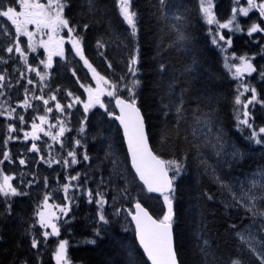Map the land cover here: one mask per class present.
<instances>
[{
	"label": "trees",
	"instance_id": "16d2710c",
	"mask_svg": "<svg viewBox=\"0 0 264 264\" xmlns=\"http://www.w3.org/2000/svg\"><path fill=\"white\" fill-rule=\"evenodd\" d=\"M69 3L71 7L66 9L65 14L70 23L77 26L79 35L83 36L85 56L101 75L114 81L124 75L127 72L128 56L136 43L139 44L141 63L138 78L142 84L138 89V105L145 116L151 146L165 160L180 159L187 154L186 170L175 181L173 228L180 264H228L238 254L249 264L236 232L247 234V231H251L256 239L264 238V232L259 231L264 225V217H253L244 208L236 206L232 193L235 192L239 197L249 191L252 174L264 166V146L247 139L248 136L236 127L233 103L236 81L225 68L220 50L212 43L209 27L199 11V0H166L164 5L159 0H132V7L137 12L138 33L135 41L119 13L117 0H69ZM230 9L231 0H218L216 10L219 19H226ZM175 16L181 19H174ZM0 20L5 22L10 32H14L6 18ZM259 20V13L254 11L243 18L241 24L246 29L253 21ZM85 24L89 25L86 30L83 28ZM177 27L188 37L182 46L176 44ZM12 39V36L0 31V56L9 59V63L5 64L9 70L18 56L13 53L10 57L3 49L12 43ZM97 40L105 41V47L97 48ZM232 41L231 50L238 54L257 53L254 58L257 71L249 76L248 82L257 89L259 98L264 100V77L260 75L264 72V51L260 47L262 40L256 43L246 33H237ZM100 52L104 55L101 56ZM109 62L111 68L108 67ZM161 63L167 66L164 73L158 70ZM73 69L81 83L94 84L83 61L72 46L67 44L64 58L56 57L50 70L44 96L47 97L59 88L57 99L63 104L70 100L66 90L84 98L85 92L72 75ZM16 76L20 78V75ZM25 82V79L20 78V82L16 83L20 85L16 92L23 88ZM169 84L172 85L170 94ZM25 86L30 89L27 83ZM9 94L12 96L8 103L12 106L16 93L12 90ZM119 94L127 98L126 91L121 90ZM181 96L184 112L183 119L177 124L174 105ZM23 98L21 94L20 101ZM0 102H3L1 97ZM105 105L109 111L116 112L112 98H106ZM164 105H169V108L166 109ZM256 107L253 110L255 121L262 126L264 105L257 104ZM67 111L71 112V116L67 117V127L72 131L67 132L63 138L64 153L72 146L74 138H78L77 130L85 115L80 104ZM28 115L33 116V110H28ZM86 115L88 119L84 143L92 160L81 161L67 170L61 164L47 168L48 165L38 163L37 160L38 165H44L46 172L58 168L60 179L46 188L44 185L41 188L40 181L28 185V181L34 177V168L28 164L20 165L19 157L24 156L32 164L31 155L35 152L28 151L31 142L16 139L5 146L3 141L8 136V120L0 117V159L4 151H9L14 160L12 163L5 161L0 167L5 172L17 175L16 185L26 193L11 198V213L5 210L4 200L0 198V264H20L23 260H27L28 264H55L52 254L59 239L69 241L68 254L72 264H150L137 242L128 210L139 200L154 216L162 218L165 212L163 199L147 192L138 180L117 121L99 106L92 108ZM197 117L201 121L199 124L196 123ZM209 117L212 136L219 131L225 141V155L220 157L215 155L216 150L205 139L208 127H205L203 121ZM194 129L197 130L195 136ZM212 136H208L207 140H211ZM196 145L200 146L199 149ZM234 150L241 155L233 158ZM108 152L111 155L106 158ZM44 153L47 151L44 150ZM201 159H205L210 166L207 171L200 164ZM212 169H215V176H219L225 185L231 187V191L215 180ZM77 172L82 174L79 181L81 184L84 182V174H87L86 187L89 188L95 189L103 179L101 189L106 192L109 200L105 206L109 223L99 225L102 230L96 236L93 229L98 227L97 206L87 203L86 197L78 193L72 212L64 218L68 223H61L60 236L50 237L44 242L40 235L42 231L36 224L32 233L41 238V244L38 249H32L30 234L26 230L35 224L37 205L46 192L61 194L60 187L66 182V176ZM52 187L58 188L52 190ZM125 188L128 190L127 197L120 194V190ZM35 189H39L37 196L32 193ZM205 193L213 199L209 200ZM249 194L260 196L261 189H252ZM113 197L116 198L115 203ZM262 205L264 201L258 200L257 208L264 211ZM116 208L121 209L119 215H113ZM232 225H236V228L233 229ZM90 240L96 242L88 243ZM204 241L208 242L207 245ZM205 247L211 254L207 259L201 251Z\"/></svg>",
	"mask_w": 264,
	"mask_h": 264
},
{
	"label": "snow or ice",
	"instance_id": "6c2138e0",
	"mask_svg": "<svg viewBox=\"0 0 264 264\" xmlns=\"http://www.w3.org/2000/svg\"><path fill=\"white\" fill-rule=\"evenodd\" d=\"M161 5L166 3V0H159ZM235 4H239L240 0H233ZM119 6V13L123 18V21L130 28V36L135 41L138 33L137 27V12L132 7V0H117ZM246 7H233L231 9V15L225 22H220L217 19L214 11V0H199V11L202 13V17L207 25H216V31L213 33L209 28V33L212 35V43L217 47H221L224 51L227 48L223 47L227 45L231 47L233 41L231 36L226 37L221 29H228L232 33L244 32V28L241 26L238 16L242 14L243 17H248L249 13L253 10H257L259 13V22L253 21L247 28V35L251 37L254 33H264V27L261 26L264 23V0H246ZM69 0H0V18H6V21L10 22L14 28V32H10L9 28L5 26V22L0 20V31L4 35L12 36V43L9 44L3 51L11 57V54H18L19 59L25 65V71L20 72V78L25 79L27 85H33L36 82L29 78L26 73H35L39 78L40 95H35L34 91L25 86L24 98L19 101L16 107L11 106L7 100L0 102V117H6L10 120H18L21 125L27 123L23 114L17 113V108H22L27 111L33 107L32 101H42L43 103V115H36L31 121V130L24 131L23 128V140L28 141L31 139L32 144L28 149L29 152L40 153L41 149L37 145L36 141L41 139L40 134L50 137L53 142L59 144L61 149L65 148L64 137L67 132L72 129L67 127V117L71 116V112L67 111L72 109L76 104H82L84 110V117L80 121V127L78 131V138H74L72 146L66 150V155L61 159H57L52 154V145H48L47 157L43 154L39 156V162H43L52 167L53 164H61L65 170L77 165L81 161L90 162L92 157L88 154L87 146L84 143L85 131L87 127V113L97 105L104 108L109 116H114V113L108 110L102 97H114L116 107L119 109V115L115 116V119L119 121L123 127V135L127 141L128 153L131 157V165L135 171L139 181L145 186L147 192L158 193L163 198V203L166 205V211L162 218H154L147 208H145L139 200H136L132 209L128 210V214L135 222V232L138 238L139 245L143 248L148 260L151 264H180L177 258V252L174 246L173 240V224H174V199H175V181L186 170L185 161L187 154L180 159L165 160L156 154L149 146V133L146 128L145 116L138 106V89L140 88L142 81L138 78L140 72L141 53L139 44L136 43L132 49L131 54L127 59V72L120 76L117 80H110L93 66L89 59L85 56L83 36L77 32V26L70 23L69 18L66 16V9L70 8ZM174 19H181L180 16H175ZM29 26H33L31 29ZM89 25H83L86 30ZM67 30V39L72 45V49L76 55L83 61V65L91 73L92 79L95 82L93 87L91 84H84L80 82V78L76 74V70H72V75L76 77V81L84 92L87 94V99L82 100L80 96L75 95L72 91L66 90V96L70 98L67 104H62L57 99V92L60 89H56L54 92H50L47 98L44 96V89L48 87L45 83L50 77L49 70L53 65V57L59 56L61 58L65 55V37L61 33ZM177 39L176 44L182 46V42L186 41L188 37L176 28ZM47 36V39H43ZM21 37L27 38V43L22 44ZM38 37H40L38 39ZM223 42V43H221ZM106 42L103 40H97V48L102 49L105 47ZM38 48H43L46 52V59L39 61V64L33 66L29 63V53H35ZM103 56L104 53L100 52ZM235 57V53H233ZM239 63H229L228 58L225 57V68L231 72L233 78L240 80L236 95L234 97V112L235 119L237 121L236 127L238 130L247 128L250 131V135L247 139L253 141L257 145H264V126L255 127L252 122V114L249 111V107L256 103L264 105V100L259 98L255 87H251L249 84L243 81L245 74L251 75L256 72V67L252 64L250 57L247 55H241L236 57ZM8 60L4 56H0V64H7ZM39 65H43V71L40 70ZM108 67L112 65L109 62ZM234 69V71H233ZM160 73L167 71V66L161 63L158 68ZM188 71V69H186ZM260 75L264 77V72ZM20 81L17 80V83ZM12 84L10 78L7 76V69L0 70V97L5 96V89L11 88ZM172 85L169 84V93H171ZM127 92V98L122 97L120 91ZM251 93L250 97L245 98L246 93ZM31 97V98H30ZM163 99V98H162ZM50 102H54L50 106ZM183 97L179 99V102L174 105L177 113V121L179 124L183 119ZM167 109L169 105H164ZM58 112L60 115L51 117L55 120V123L50 122V114L53 111ZM167 115V112L165 113ZM39 121V122H37ZM196 123H201L200 118L197 117ZM205 127H208V133L205 135L207 144L214 148L215 155L220 157L225 155V141L223 134L217 131L215 136H212V129L209 127L211 120L205 118L203 121ZM55 129V131H53ZM8 136L3 141L6 146L9 141L13 139H19L12 133L17 131V128L13 123L7 125ZM197 130H193V135H196ZM179 134V133H177ZM208 136H212L211 140H207ZM199 149V145H196ZM83 149V151H79ZM106 158L111 155L110 152L106 153ZM241 155L238 151H233L232 156ZM2 159H0V165H3L5 161L13 162L9 151L2 153ZM27 161L23 158L19 159L20 165H25ZM115 164V161H113ZM200 164L205 167L207 171L210 166L205 159L200 160ZM214 178L217 182L221 183L222 187H227L231 191V187L225 185L220 180L219 176H215V169H212ZM171 173V175H170ZM35 175V174H33ZM81 173L77 172L75 175L66 176V182L61 185L60 190L63 192L62 204L49 203L52 199V193L46 192L43 196V200L34 213L36 221L34 225H31L26 231L30 234V244L32 249H38L41 240L32 233V229L36 224L40 226L43 231L40 235L43 237V241L47 242L50 237H59L61 234V223L67 224L68 220L64 219L72 212L73 207L77 201V194H83L86 197V202L89 204H95L97 206L96 211V223L98 227L93 229L96 236L101 233V227L99 225H107L109 220L105 214V206L109 204L107 194L101 189V185L104 184L101 179L100 184L95 189L86 187L88 183L87 174H84L83 184L79 183L81 180ZM261 175H264L262 173ZM15 179L14 175H9L4 172V169L0 167V198H3L5 203V210L11 213L12 204L11 198L21 195H26L25 192L20 191L18 186L13 184ZM23 183V181H21ZM33 181H28L30 186ZM45 187L48 186L47 177L44 178ZM259 187L261 189V195H250L252 189ZM120 194L127 197V188L120 190ZM209 200L213 197L207 193ZM233 200L236 206L242 207L246 212L251 213L253 217H264V211L257 208V201H264V183L257 181L255 178L251 181V186L248 192H244L241 196L237 197L236 193H232ZM116 198L113 197V203ZM264 207V205H262ZM121 209L116 208L113 215H119ZM74 218V217H73ZM233 229L236 225L231 226ZM260 232H264V225L259 229ZM236 236L240 241L241 250L246 252L248 256L249 264H264V238L257 240L256 236L247 231V234L242 231H237ZM95 240H90L88 243H95ZM207 241L204 244L207 245ZM205 259L211 254L207 248H201ZM69 241L66 239H60L53 252L55 264H72L69 258ZM20 264H28L27 260L20 261ZM228 264H246L245 260L238 254L233 256Z\"/></svg>",
	"mask_w": 264,
	"mask_h": 264
},
{
	"label": "rangeland",
	"instance_id": "374dc122",
	"mask_svg": "<svg viewBox=\"0 0 264 264\" xmlns=\"http://www.w3.org/2000/svg\"><path fill=\"white\" fill-rule=\"evenodd\" d=\"M41 2H44V0H41ZM217 2H218V0H214V5H215V7H214V11H215V13H216V16H217V19L220 21V22H225L226 20H228L229 18H230V15H231V9L233 8V7H237V8H239V7H246L247 6V3H244V2H240L239 4H235L234 2H233V0H232V4H231V9H230V13H229V15L227 16V18L226 19H224V20H221V19H219V17H218V14H217V10H216V5H217ZM254 11H256V12H258L257 10H253V11H251L250 13H249V15L252 13V12H254ZM201 15H202V13H201ZM243 18H246V17H243L242 16V14H240L239 16H238V19H239V21H240V24H241V21H242V19ZM241 26H242V24H241ZM261 26L262 27H264V25H262L261 24ZM30 27V29L33 27V26H29ZM208 27L209 28H211L212 29V32L214 33L215 31H216V25H211V26H209L208 25ZM243 27V26H242ZM248 28V27H247ZM247 28L246 29H244V32H237L238 34L239 33H246L247 34ZM220 31H222L223 32V34L226 36V37H228V36H231V38L233 39V36H234V34H237V33H232V32H230L228 29H221ZM61 35H63L64 37H65V44H64V48L66 49V45L67 44H70L71 45V43L68 41V39H67V30H64L62 33H61ZM210 36H211V39H212V35L210 34ZM252 38H253V40H254V42H256V43H258L259 41H261V44H260V47H262V49H263V51H264V33H254L252 36H251ZM23 38H24V40H23ZM40 37H38V39H39ZM43 39H47V36H44L43 37ZM21 42H22V44H25L26 45V43H27V38L26 37H21ZM221 43H223V42H221ZM72 46V45H71ZM216 46V45H215ZM217 47V46H216ZM223 47H225V48H227V51H224L221 47H217V49L218 50H220V52H221V55H222V58H223V63H224V66H225V57H227L228 58V62L231 64V63H239V60L238 59H236V57H239V56H241V55H247L248 57H250V58H252L251 59V62H252V64L256 67V65H255V61H254V58L257 56V53H255V54H238V53H236V52H234V51H232L231 50V48H232V45H231V47H228L227 45H224ZM233 53H235V57L233 56ZM17 56H18V54H16ZM56 57H59V56H54L53 57V65H54V61L56 60ZM61 58V57H60ZM64 58V57H63ZM5 59H7V58H5ZM42 59H46V52H45V50L43 49V48H38L37 49V51L35 52V53H29V63H31L33 66H36V65H38L39 64V61L40 60H42ZM7 60H9V59H7ZM16 62L15 63H13L12 64V69L11 70H9V68L7 69V76L10 78V82H11V84H12V87L11 88H6L4 91H5V96H3V97H1V99H2V101H5V100H9L10 99V97L12 96H10V92L13 90L15 93H16V95H15V97H16V100L14 101V104L12 105V106H14V107H16V105H17V103L20 101V99H19V96L22 94L23 96H24V88H25V85H26V82L24 83V86H23V88L22 89H20V90H18V92H16V90L20 87V85H18V84H16L17 83V80H19L20 81V78L19 77H17L16 75H20V72L21 71H25V65L23 64V62L19 59V56L18 57H16ZM9 63V62H8ZM53 65H52V67H53ZM39 67H40V70L41 71H43L44 69H43V65H39ZM6 69V67H5V64H0V70H3V69ZM51 70V69H50ZM50 70H49V72H50ZM227 71H228V69H227ZM233 71H234V69H233ZM229 72V71H228ZM230 73V75L232 76V74H231V72H229ZM26 75L29 77V78H31V79H33L36 83L35 84H33V85H30V91H34L35 92V95H40L41 94V92H40V87H41V85H40V83H39V78L35 75V73H26ZM249 76H251V75H248V74H245L244 76H243V81L245 82V83H247V84H249V82H248V78H249ZM232 78H233V76H232ZM233 79H235V78H233ZM235 81H236V89H237V87H238V85H239V83L241 82L240 80H238V79H235ZM45 83H47V81H45ZM250 85V84H249ZM93 87L95 86V82H94V84L92 85ZM251 86V85H250ZM251 87H254V86H251ZM257 90V89H256ZM22 92V93H21ZM257 93H258V91H257ZM49 95V94H48ZM258 95H259V93H258ZM251 96V93L249 92V93H246L245 94V98H247V97H250ZM31 98V97H30ZM45 98H47V97H45ZM106 98H112L113 100H114V102H115V98L114 97H107L106 95L104 96V97H102V100L104 101V103H105V99ZM19 99V100H18ZM82 100H86L87 99V94L85 93V97L84 98H81ZM11 102L13 103V100H12V98H11ZM62 103V102H61ZM32 104H33V107L32 108H29L28 110H33V112H34V115L32 116V115H28V110L27 111H25L24 109H22V108H17V113L18 114H23L24 116H25V120L27 121V123L26 124H24V125H21L20 124V122L18 121V120H10V119H8V118H6L7 120H8V124L9 123H13L14 125H15V127L17 128V131L15 132V133H12V135L13 136H15V137H19V139H21V140H23V131H20V129L21 128H23V130L24 131H30L31 130V121H32V118L34 117V116H36V115H38V114H40V115H43L44 114V112H43V103H42V101H37V100H33L32 101ZM52 104H54V102H50V106L52 105ZM63 104V103H62ZM257 104H259V103H256V104H254V105H251L250 107H249V111L251 112V114H252V122L254 123V126L255 127H261L260 125H257L256 124V121H255V117H254V112H253V110L254 109H257V107H256V105ZM80 105H82V104H80ZM83 106V105H82ZM97 106H99V105H97ZM36 112H38L37 114H36ZM60 114L58 113V112H56L55 110L53 111V113L52 114H50V122H52V123H55V120L54 119H51V117H55V116H59ZM236 115V114H235ZM29 119H31V120H29ZM37 122H39V121H37ZM262 126H264V125H262ZM53 131H55V129L53 130ZM250 131L251 130H249V129H247L246 127L245 128H243V130H242V132H244L248 137H249V135H250ZM40 136H41V139L40 140H38V141H36V143H37V145L40 147V149H41V151H40V153H36L35 152V154H33V155H31V158H32V164L24 157V156H22V157H19V159H21V158H23V159H25L26 161H27V163L26 164H28V165H31L33 168H34V170H33V172H32V175L33 174H35V175H33L34 177H33V179H32V181H33V183L34 184H37V182H39L40 181V183H39V185H41V188H42V185H44L45 186V184H44V178L45 177H47V181H48V185L50 184V183H52V182H54V181H58L60 178H59V174H58V168L57 169H55V171H49V172H46L45 171V167H44V165H38L37 164V160H39L38 158H39V156L41 155V154H43V155H45L46 157H47V153H48V151H49V149H48V145H52L53 147H52V149H51V151H52V154H53V156H55L57 159H61L62 158V155L64 154V155H66V153H64V150L62 151V149H61V147H60V145L59 144H56L55 142H53L52 140H51V138L50 137H46V136H44L43 135V133H41L40 134ZM13 140H16V139H13ZM28 141H30L31 142V144H32V141H31V139H29ZM264 146V145H263ZM44 150H46L47 151V153H44ZM12 161H14L13 159H12ZM12 163V162H11ZM43 163V162H42ZM45 164V163H44ZM47 165V164H46ZM55 165H58V164H53L52 165V167H54ZM47 168H49V167H47ZM5 172V171H4ZM6 174H9V175H14L15 176V178H16V176L17 175H15L14 173H8V172H5ZM262 173H264V166L263 167H260V168H258L252 175V178H251V181L253 180V178H255L257 181H259V182H261V183H264V175H261ZM13 184L15 185V186H17L16 184V181H15V179L13 180ZM46 188V187H45ZM58 187H52V188H50V189H52V190H55V189H57ZM37 192H39V189H35V190H33L32 191V193H33V195L34 196H37ZM52 193V199L49 201V203H53V204H62V203H64V200H63V192L60 194V193H55V192H51ZM163 199V198H162ZM43 200V199H42ZM41 203V202H40ZM165 211H166V205H165ZM40 227V226H39ZM39 230H41V231H43V229H41V228H39ZM38 239H40L41 240V238H39V236L37 237ZM43 238V237H42ZM263 237H259L257 240H260V239H262ZM60 240V239H59ZM58 240V241H59ZM58 243V242H57ZM53 255V254H52ZM53 260H54V263H55V259H54V257H53Z\"/></svg>",
	"mask_w": 264,
	"mask_h": 264
},
{
	"label": "water",
	"instance_id": "95a60500",
	"mask_svg": "<svg viewBox=\"0 0 264 264\" xmlns=\"http://www.w3.org/2000/svg\"><path fill=\"white\" fill-rule=\"evenodd\" d=\"M139 106V105H138ZM115 107H116V104H115ZM120 113H119V109L116 107V112H114V116H112L114 119H115V116L116 115H119ZM116 120V119H115ZM117 121V123H118V125H119V127H120V129L122 130V134H123V127L120 125V123H119V121L118 120H116ZM146 122V121H145ZM146 128H147V125H146ZM123 137H124V135H123ZM124 141H125V144H126V148H127V141H126V139L124 138ZM149 146L152 148V146H151V143H150V140H149ZM152 150H153V148H152ZM127 151H128V149H127ZM154 151V150H153ZM155 152V151H154ZM156 153V152H155ZM157 154V153H156ZM128 155H129V158H130V164H131V157H130V154L128 153ZM162 158V157H161ZM163 159V158H162ZM131 167H132V165H131ZM133 169V168H132ZM133 171H134V169H133ZM134 173H135V171H134ZM170 175H171V173H170ZM138 178V177H137ZM139 180V179H138ZM141 182V181H140ZM142 183V182H141ZM144 186V185H143ZM145 187V186H144ZM146 189V188H145ZM150 194H154V195H156V196H161L160 194H158V193H150ZM141 202V201H140ZM141 204L145 207V208H147L142 202H141ZM134 206V205H133ZM148 209V208H147ZM148 211H149V213L151 214V215H153L151 212H150V210L148 209ZM153 217L154 218H157L156 216H154L153 215ZM130 218H131V216H130ZM157 219H159V218H157ZM131 221H132V224H133V226H134V229H135V222L132 220V218H131ZM135 235H136V232H135ZM136 239H137V242H138V238H137V236H136ZM173 240H174V246H175V249H176V244H175V234H174V228H173ZM138 244H139V242H138ZM140 246V245H139ZM140 248H141V250L143 251V248L140 246ZM177 252V251H176ZM143 253H144V251H143ZM144 255H145V257L147 258V256H146V254L144 253ZM177 258H178V255H177ZM147 260H148V258H147ZM178 260H179V258H178ZM148 262L151 264V262L148 260Z\"/></svg>",
	"mask_w": 264,
	"mask_h": 264
},
{
	"label": "flooded vegetation",
	"instance_id": "af4514ba",
	"mask_svg": "<svg viewBox=\"0 0 264 264\" xmlns=\"http://www.w3.org/2000/svg\"><path fill=\"white\" fill-rule=\"evenodd\" d=\"M240 2H244V3H246V1H245V0H240ZM231 4H232V0H231Z\"/></svg>",
	"mask_w": 264,
	"mask_h": 264
}]
</instances>
